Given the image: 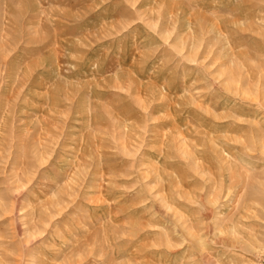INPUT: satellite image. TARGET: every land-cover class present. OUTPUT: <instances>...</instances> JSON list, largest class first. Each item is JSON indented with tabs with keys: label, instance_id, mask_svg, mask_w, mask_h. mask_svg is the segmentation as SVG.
Returning <instances> with one entry per match:
<instances>
[{
	"label": "rangeland",
	"instance_id": "rangeland-1",
	"mask_svg": "<svg viewBox=\"0 0 264 264\" xmlns=\"http://www.w3.org/2000/svg\"><path fill=\"white\" fill-rule=\"evenodd\" d=\"M263 87L264 0H0V264H264Z\"/></svg>",
	"mask_w": 264,
	"mask_h": 264
},
{
	"label": "bare ground",
	"instance_id": "bare-ground-1",
	"mask_svg": "<svg viewBox=\"0 0 264 264\" xmlns=\"http://www.w3.org/2000/svg\"><path fill=\"white\" fill-rule=\"evenodd\" d=\"M260 85H261V84H260ZM259 87H260V86H259ZM259 87H258V88H259ZM238 88H239V87H238ZM263 89H264V87H263ZM257 90H258V89H257ZM261 91H262V90H261ZM263 91H264V90H263ZM262 93H263V92H262ZM238 95H239V94H238ZM262 95H263V94H262ZM263 99H264V97H263ZM261 100H262V98H261ZM260 138H261V137H258V138H257V141H258ZM260 141H261V140H260ZM258 143H259V142H258ZM258 143H257V144H258ZM261 143H262V142H261ZM259 145H260V144H258V146H259ZM262 145H263V148H264V144H262ZM259 148L261 149V147H259ZM259 148H258V149H259ZM232 240H233V239H232Z\"/></svg>",
	"mask_w": 264,
	"mask_h": 264
}]
</instances>
